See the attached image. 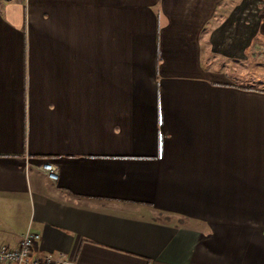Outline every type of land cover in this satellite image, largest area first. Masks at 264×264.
<instances>
[{"label": "crops", "instance_id": "crops-1", "mask_svg": "<svg viewBox=\"0 0 264 264\" xmlns=\"http://www.w3.org/2000/svg\"><path fill=\"white\" fill-rule=\"evenodd\" d=\"M259 1L0 0V245L264 264Z\"/></svg>", "mask_w": 264, "mask_h": 264}, {"label": "built area", "instance_id": "built-area-1", "mask_svg": "<svg viewBox=\"0 0 264 264\" xmlns=\"http://www.w3.org/2000/svg\"><path fill=\"white\" fill-rule=\"evenodd\" d=\"M41 170L51 181H57V169L52 164H43ZM40 239V234L28 228L16 248L0 245V264H76L70 259L52 253L35 255L34 252Z\"/></svg>", "mask_w": 264, "mask_h": 264}, {"label": "rangeland", "instance_id": "rangeland-1", "mask_svg": "<svg viewBox=\"0 0 264 264\" xmlns=\"http://www.w3.org/2000/svg\"><path fill=\"white\" fill-rule=\"evenodd\" d=\"M257 11L259 19L261 21L258 34L259 44L256 47L254 46L255 51H257L255 54L257 55L256 60H254V62L252 61V63H249H251L252 66H255V64L257 65V67L260 69L257 80H262L264 79V0L259 1L257 5Z\"/></svg>", "mask_w": 264, "mask_h": 264}]
</instances>
